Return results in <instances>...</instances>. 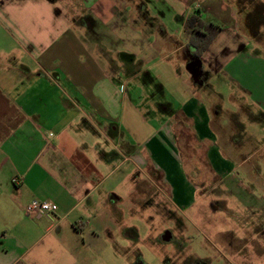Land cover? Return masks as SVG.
Here are the masks:
<instances>
[{
  "label": "crops",
  "instance_id": "crops-1",
  "mask_svg": "<svg viewBox=\"0 0 264 264\" xmlns=\"http://www.w3.org/2000/svg\"><path fill=\"white\" fill-rule=\"evenodd\" d=\"M243 8L239 0H0V264H87L82 249L103 227L111 235L110 221H93L113 209L116 185L102 191L103 174L123 165L130 176L158 171L196 230L220 207L228 251L264 264V164L255 159L264 149V21L251 27ZM193 13L221 26L200 57L201 81L186 68ZM219 74L231 83L227 96L210 84ZM179 117L199 144L190 161ZM199 152L223 186L201 211ZM33 200L58 210L29 216Z\"/></svg>",
  "mask_w": 264,
  "mask_h": 264
},
{
  "label": "rangeland",
  "instance_id": "rangeland-1",
  "mask_svg": "<svg viewBox=\"0 0 264 264\" xmlns=\"http://www.w3.org/2000/svg\"><path fill=\"white\" fill-rule=\"evenodd\" d=\"M239 2L241 8L244 7L250 12V26L259 28L257 26L260 23L257 22V26H254L252 20L256 22L254 16L256 14L259 17L264 11L263 7L261 8L258 3L251 4L249 1L239 0ZM203 15L208 17L206 14ZM259 29H262L260 35L264 42V25ZM260 48L264 51L263 47H258ZM197 78L201 81L205 75L200 74ZM210 84H213L224 96L229 95L232 90L231 83L221 74L212 77ZM137 91L134 90L133 94L137 95ZM180 121L182 122L181 117L176 120L180 128L178 131L181 132L183 144L181 147L186 160L190 161L189 156L192 151L190 148L199 144L193 142L189 127L184 126ZM193 149L195 150L194 147ZM197 155L198 161H202L199 162L202 163V168L200 169L198 164L196 174L198 176L193 182L198 187V198L201 200L206 197V200H203L205 203L199 201L201 211L202 205L204 207L206 203L211 204L210 199L219 198L223 186L220 185V177L216 176L207 165L204 153L199 152ZM255 159L259 165L264 164V149ZM187 167L186 163V171H188ZM130 172H132L131 167L123 165L111 174H103L100 187L102 191L109 189L110 185H116L113 194L115 198H112L113 209L109 210L111 216L108 218L106 217L108 212L102 209L103 205L100 203L99 209H102V212L100 211L96 219L93 217V221H99L102 227L104 222L110 221L111 235L103 227L102 232L95 235L94 246L91 248V245H88L89 250L82 249V258L88 262L87 264H242L238 256L228 251L224 239L220 237L222 229L220 207L209 211V220L214 221L215 229H212L210 222L206 225L204 220H197V230L192 231L194 228L190 223L194 219L192 210L179 212L175 209L170 192L162 182L158 171L151 167L144 171L135 169L131 176L138 185L134 184V190H132L134 182ZM180 175V179H183V173ZM216 203L220 205L219 201ZM167 230L172 232L173 237L175 236L173 241L162 237ZM91 236L92 234H86L89 241ZM248 251L250 254L254 252L253 249Z\"/></svg>",
  "mask_w": 264,
  "mask_h": 264
},
{
  "label": "trees",
  "instance_id": "trees-1",
  "mask_svg": "<svg viewBox=\"0 0 264 264\" xmlns=\"http://www.w3.org/2000/svg\"><path fill=\"white\" fill-rule=\"evenodd\" d=\"M249 3L252 4V1ZM262 7L264 10V6ZM263 14L264 11H262V16H264ZM220 31V25L207 22L199 13L190 14L184 22V34L197 57L203 55Z\"/></svg>",
  "mask_w": 264,
  "mask_h": 264
},
{
  "label": "built area",
  "instance_id": "built-area-1",
  "mask_svg": "<svg viewBox=\"0 0 264 264\" xmlns=\"http://www.w3.org/2000/svg\"><path fill=\"white\" fill-rule=\"evenodd\" d=\"M58 210V204L48 200H33L27 204L25 212L29 216H35L40 213L55 212Z\"/></svg>",
  "mask_w": 264,
  "mask_h": 264
},
{
  "label": "water",
  "instance_id": "water-1",
  "mask_svg": "<svg viewBox=\"0 0 264 264\" xmlns=\"http://www.w3.org/2000/svg\"><path fill=\"white\" fill-rule=\"evenodd\" d=\"M202 65V59L200 57H196V59L187 64L186 68L193 76H198L201 73ZM168 238H170V236L165 237V239Z\"/></svg>",
  "mask_w": 264,
  "mask_h": 264
},
{
  "label": "flooded vegetation",
  "instance_id": "flooded-vegetation-1",
  "mask_svg": "<svg viewBox=\"0 0 264 264\" xmlns=\"http://www.w3.org/2000/svg\"><path fill=\"white\" fill-rule=\"evenodd\" d=\"M261 8H262V6H261ZM263 9V8H262ZM260 13V12H259ZM258 14V13H257ZM264 15V14H263ZM262 16L260 15L259 17H258V15H256L255 14V16H254V19H256V22L254 21V23L253 24H257V22H260V21H262V20H264V17L263 18H261ZM196 57L197 56H191L190 57V59L188 60V63H190V62H192V60H194V59H196ZM192 224V223H191ZM193 225V229H192V231H195L196 229V227H195V223H193L192 224ZM167 234H169V235H167ZM166 236H170V240L169 241H173L174 240V238H175V236L173 237V235H172V232H170V230H167L164 234H162V237L164 238V237H166Z\"/></svg>",
  "mask_w": 264,
  "mask_h": 264
}]
</instances>
